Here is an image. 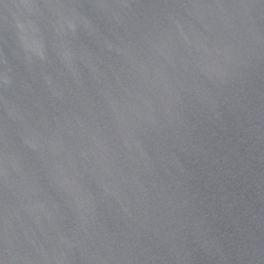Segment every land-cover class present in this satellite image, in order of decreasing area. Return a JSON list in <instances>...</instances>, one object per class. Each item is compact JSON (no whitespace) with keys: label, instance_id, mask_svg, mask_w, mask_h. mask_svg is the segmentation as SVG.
<instances>
[{"label":"water","instance_id":"95a60500","mask_svg":"<svg viewBox=\"0 0 264 264\" xmlns=\"http://www.w3.org/2000/svg\"><path fill=\"white\" fill-rule=\"evenodd\" d=\"M0 264H264V0H0Z\"/></svg>","mask_w":264,"mask_h":264}]
</instances>
